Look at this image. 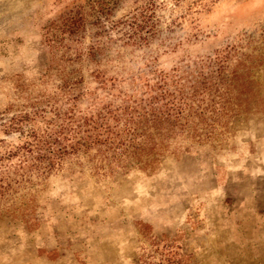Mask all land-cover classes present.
<instances>
[{
    "label": "rangeland",
    "instance_id": "rangeland-1",
    "mask_svg": "<svg viewBox=\"0 0 264 264\" xmlns=\"http://www.w3.org/2000/svg\"><path fill=\"white\" fill-rule=\"evenodd\" d=\"M86 1L0 0V112L42 110L33 125L48 132L69 109L145 107L132 128L158 144L154 163L99 167L93 149L39 179L0 161V264H264V0H156V37L135 48L114 30L98 78L92 64L53 60L43 37ZM241 38L252 58L234 86L220 78L236 57L221 77L203 63ZM21 141L0 130V159Z\"/></svg>",
    "mask_w": 264,
    "mask_h": 264
},
{
    "label": "trees",
    "instance_id": "trees-1",
    "mask_svg": "<svg viewBox=\"0 0 264 264\" xmlns=\"http://www.w3.org/2000/svg\"><path fill=\"white\" fill-rule=\"evenodd\" d=\"M124 1L126 0H87L53 20L43 29L44 43L53 60L67 66L84 65L87 62L93 65L92 73L98 78L105 75L101 70L102 62H111L106 51L107 43L112 41L111 34L114 30L120 33V40L125 46L135 48L147 46L158 33L156 23L153 22L156 0H140L142 5H139L129 18L110 23V15ZM138 1L134 0V2ZM88 38L90 41L87 44ZM242 44H246L243 38L237 40V43L215 51L213 56L206 57L204 63L202 61L203 66L215 69L221 77L223 73L228 74V63L232 57H236L237 63L230 68L228 76L230 79L220 78V81L229 82V85H238L246 62L252 58L240 53ZM203 66L200 68L203 69ZM245 70L248 71L249 68ZM113 80L115 79H109V81ZM79 83L81 84L82 80L65 81L66 86L75 87ZM128 101H131L129 97ZM145 109L137 106L135 110L129 106L107 104L94 115L79 118H75L69 109L63 114L65 120L61 125H56L54 130L48 132L33 125L42 110L35 109L31 114L10 117L0 112V130L6 135L18 133L23 138V141L13 146V150H8L6 157L0 161L9 162L17 158L18 168L22 172L21 177L34 175L41 179L61 169L67 157L86 154L95 149V156H101L99 167H102V162L110 166L113 163L119 164L122 160L136 159L147 168L154 163V159L150 160L148 157L158 144L149 138L141 139L142 133H135V128H132V124L136 122L134 116L140 123L147 114ZM160 115H152L154 118L152 121L161 120L160 117L164 114L160 113ZM55 116L60 118V111L55 113ZM120 121L124 122L123 130L118 129Z\"/></svg>",
    "mask_w": 264,
    "mask_h": 264
}]
</instances>
